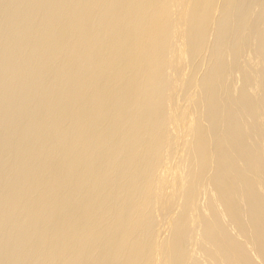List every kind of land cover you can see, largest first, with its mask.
Wrapping results in <instances>:
<instances>
[{"label": "bare ground", "instance_id": "bare-ground-1", "mask_svg": "<svg viewBox=\"0 0 264 264\" xmlns=\"http://www.w3.org/2000/svg\"><path fill=\"white\" fill-rule=\"evenodd\" d=\"M0 264H264V0H0Z\"/></svg>", "mask_w": 264, "mask_h": 264}, {"label": "rangeland", "instance_id": "rangeland-1", "mask_svg": "<svg viewBox=\"0 0 264 264\" xmlns=\"http://www.w3.org/2000/svg\"><path fill=\"white\" fill-rule=\"evenodd\" d=\"M189 94V93H188ZM180 107H181V105H180ZM179 144H178V142H177V144H176V149L178 150V148H179V146H178Z\"/></svg>", "mask_w": 264, "mask_h": 264}]
</instances>
